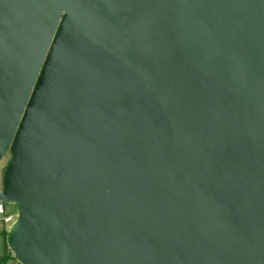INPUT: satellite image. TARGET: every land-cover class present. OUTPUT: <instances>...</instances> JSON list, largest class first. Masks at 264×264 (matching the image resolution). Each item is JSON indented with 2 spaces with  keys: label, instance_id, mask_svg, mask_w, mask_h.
<instances>
[{
  "label": "water",
  "instance_id": "obj_1",
  "mask_svg": "<svg viewBox=\"0 0 264 264\" xmlns=\"http://www.w3.org/2000/svg\"><path fill=\"white\" fill-rule=\"evenodd\" d=\"M5 156L18 264H264V0H0Z\"/></svg>",
  "mask_w": 264,
  "mask_h": 264
},
{
  "label": "rangeland",
  "instance_id": "obj_2",
  "mask_svg": "<svg viewBox=\"0 0 264 264\" xmlns=\"http://www.w3.org/2000/svg\"><path fill=\"white\" fill-rule=\"evenodd\" d=\"M7 160H8V156H5V158L0 162V173H1L2 169H3V167L5 166ZM0 187H1V177H0ZM3 207H4L5 213L7 215H9L10 220L8 222H0V255L2 254V251H3V248H4L3 242H2V238H3V236L6 237L8 228L10 227V225L16 219V210H15V207L13 205H6V206H3ZM2 233H3V236H2ZM5 247H6L7 251H9L8 248H7L6 242H5ZM11 256H12V254H11ZM7 264H18V263L13 259V260H10Z\"/></svg>",
  "mask_w": 264,
  "mask_h": 264
},
{
  "label": "trees",
  "instance_id": "obj_3",
  "mask_svg": "<svg viewBox=\"0 0 264 264\" xmlns=\"http://www.w3.org/2000/svg\"><path fill=\"white\" fill-rule=\"evenodd\" d=\"M2 236H3V233H2ZM2 242H3L4 248H3L2 254L0 255V264H7L10 260H13V257L11 256L10 252L7 251L5 247V236H3L2 238Z\"/></svg>",
  "mask_w": 264,
  "mask_h": 264
},
{
  "label": "built area",
  "instance_id": "obj_4",
  "mask_svg": "<svg viewBox=\"0 0 264 264\" xmlns=\"http://www.w3.org/2000/svg\"><path fill=\"white\" fill-rule=\"evenodd\" d=\"M1 177V173H0ZM1 188V187H0ZM10 220L9 215H7L4 211L3 205L0 203V222H8Z\"/></svg>",
  "mask_w": 264,
  "mask_h": 264
}]
</instances>
